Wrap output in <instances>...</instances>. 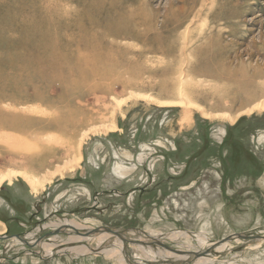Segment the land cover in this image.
<instances>
[{"label": "rangeland", "instance_id": "1", "mask_svg": "<svg viewBox=\"0 0 264 264\" xmlns=\"http://www.w3.org/2000/svg\"><path fill=\"white\" fill-rule=\"evenodd\" d=\"M120 15L136 21L143 39L108 33L122 28ZM143 19L148 23L138 25ZM219 47L224 54L218 55ZM111 49L118 54L104 67L119 66L122 79L139 86L113 85L105 68L94 77L77 63ZM219 59L226 64L217 66ZM259 70L264 72V0H0V106L47 124L79 122L81 117L59 116L77 106L87 107L83 118L95 117L76 136L56 127L13 132L25 133L21 137L31 145L41 138L82 139V159L40 193L20 175L1 184L0 223L10 238L0 239V264H197L196 256L170 254L154 238L201 252L235 233L264 235V110L248 112L258 102H249V95L264 85V76L255 75ZM81 74L98 85H83ZM178 79L192 84V96L158 104L180 101L162 90L172 91ZM219 103L225 107H213ZM7 132L0 130V141ZM120 164L122 175L116 172ZM15 168L0 167V173ZM65 219L82 225L78 233L49 225ZM99 227L123 231L125 240L108 233L70 240ZM228 242L204 255L212 260L205 264H264V239ZM82 246L89 251L73 249Z\"/></svg>", "mask_w": 264, "mask_h": 264}, {"label": "bare ground", "instance_id": "2", "mask_svg": "<svg viewBox=\"0 0 264 264\" xmlns=\"http://www.w3.org/2000/svg\"><path fill=\"white\" fill-rule=\"evenodd\" d=\"M130 13L131 14H130L129 18L132 20V18L133 19L135 18L134 17L135 16V12H133V10H130ZM121 17H123V18H121ZM124 17H125V15L124 16L123 15H120L119 20L118 19H116V20L119 21L120 23H123V24L127 23L128 25L127 24L126 25H123L122 24L124 26L123 27L118 22L122 28L116 29V30L113 31L111 29L112 28L114 29V27H112V28L110 27L111 29L109 31L107 30L108 33H110L112 36H114V37L116 36L118 38L119 37H122V38L129 37V38H134V39H143V36L139 35V33L137 31L138 29H137L136 21H132V23H128L129 22L128 18L127 17L124 18ZM116 20H115V22H117ZM137 23H138V25H146L148 23V21H147V19H143V20H140ZM144 40H145V38H144ZM211 47H212V45H211ZM159 48L162 49L161 47H159ZM217 52H218V55L219 54H224L225 48L224 47H219ZM117 54L118 53L114 52L113 49H111L110 51L104 52V53H99V54H96V53L93 52L90 55H87V56L85 55L83 57L82 56L79 57L78 60H77V63L80 64V65H83L82 67H84L86 69L89 68L91 70V72H92V76H94V77H96L95 75H98V76L100 75L101 76V72L103 71V68H105L106 74H107L106 79H109L113 83V85L115 83H118L120 81V82L124 83L125 86H131V87L134 86V85L139 86L140 84L137 83V82H134V81H131V80L124 81L122 79V76H120L118 74L117 69L120 68L119 66H115V65L109 66L108 65L109 67H107V69H106V67H104V65L108 61H111V60L113 61L116 58V55ZM215 64L217 66H223V65L226 64V62L224 60H222V59H219V60H217V62ZM242 65H244V64H242ZM247 66H246V68H247ZM222 69H224V68H222ZM242 70H241V72H242ZM243 72H245V71H243ZM255 75L257 76V79H259L261 76H264V72L261 71V70H259V72H256ZM246 77H242V79H244V81L249 80V78L246 79ZM81 79H82L81 83L83 85H88V86L90 84H93L94 86L98 85V83H96L97 81L95 80V78H94V81H93V80H90V78L88 76H84L83 74H81ZM187 81H188L187 79L186 80L178 79L177 82H176V84H174L173 89H171L172 91H169L168 89H166V87L162 88L163 92H166L167 94L169 92H172V93H174V95H177L179 97L180 101H178V100H176V101H157L156 99H154V100L157 101L158 104H160V105H169V104L173 105V104L182 103L183 102V99L182 98L184 96L188 97V96H190L193 93L192 84L187 83ZM253 81H254V79H253ZM253 81H252V83H254ZM255 82H257V81H255ZM231 84H232V82H231ZM120 85H122V84H120ZM254 85L256 86L257 84H254ZM242 86H244V85H242ZM235 87H236V84H235ZM258 87H259V90L257 89L256 92H255V89H254L255 94H253L251 96L249 95V97H250L249 98V102L257 101V100H258V102L256 104L252 105V107L248 110V112L264 110V85H263V83L260 84ZM123 88L125 89V87H123ZM226 88H227V86H226ZM230 88H232V87H230ZM252 88H254V87H252ZM252 88H251V90H252ZM247 89H250V88H247ZM229 91H231V90H229ZM122 92H124V91L121 90V93ZM199 94H198V96H199ZM235 94H236V92H235ZM249 94H251V93H249ZM200 95H201V99L202 100H206L205 98L207 96H203V94H200ZM167 96L169 97V95H167ZM245 96L247 98V96H248L247 93H246ZM233 97H235V95ZM233 97H231V98H233ZM236 97H237V95H236ZM190 98H193V97H190ZM188 100L191 101V99H189V98H188ZM235 100L236 99H234V102H236ZM222 101H223V99H222ZM10 103H12V101ZM15 103L16 104H21V101L16 100ZM244 103H245V101H244ZM246 103H248V102L246 101ZM88 104H90V103H88ZM3 105H5V104H3ZM6 105H7L6 107L8 108L9 107V104H6ZM13 105L15 107V104H13ZM224 105L225 104H223V106ZM193 106H195L202 113V115H204L206 117H211L212 116V114H210L207 111V109L204 108V106H200L198 104H195ZM220 106L223 107L222 105H220V103L219 104H215V106H213V107H220ZM4 107L5 106H0V130H6V132L8 130H11L12 132L11 133H8L7 132L5 134V136H4L5 139H3L2 141H0V167L8 166L9 165V166H16V168L13 169V170H11V171H9V172L4 173V174L0 173V174H2L0 176V186H1V184L6 179L11 178V177H13L15 175H18V176L20 175V176H22L24 178L25 182L27 183L28 187L30 188V190L32 192H34V193H40L41 190L44 188V186L48 182L52 181L53 178H55L56 176H65L68 172H70L71 170H73L80 163V161L82 159V152H81V145H82V142H83L82 139H80V141H78V140L77 141H73L74 138L71 140L68 137L66 139L65 138H61L60 139V137H59V139L58 138L53 139L51 137L50 139H44V140H42V138L40 137L41 140L39 139L40 141L38 140L39 141L38 143H36L35 145H31V144H29L30 141L27 142V140H25V138H24L26 136L25 133L23 135L17 136L16 135L17 133H13V132H18L19 133L21 131H24L25 129L33 128V127H36V126H38L39 128L56 127L58 130H61V131L65 132V133H69V134L71 133L72 136H76L77 135L76 133H78L80 130H83L86 125H91L95 121V117H93V114L91 116H89L88 118H86V119L81 116L82 113H86L87 112V110H88L87 107L77 106L74 109H65L63 112H60L61 114H59L58 112H56L57 114H59V116H63L67 120H70L71 119L73 121H76L78 117H81L80 120H79V122H77V123L72 122V124H64L60 120L54 121L51 124L50 123L47 124V123H43L41 121H38V120H35V119H31V118L25 116V114H23L22 111H19V109L17 108V106L15 108L18 109V110H14V111H8V110H6L7 108L5 109ZM28 108H30V107H28ZM28 108H26V110ZM102 108H104V107H102ZM53 109H55V108H53ZM35 111H37V110L34 109V108L31 109V112H35ZM226 117H227V115H226ZM100 118L101 119L102 118L104 119V115H101ZM230 119H231V121L234 122V119L233 118H230ZM100 123H101V121H100ZM104 127L105 128H103V129H104V131H106L107 129H109L110 126L108 125V126H104ZM111 128L114 130L115 129V125L112 124L111 127H110V129ZM100 129H102V128L101 127L98 128V129L96 128V130H99V131H100ZM46 132H49V131L47 130ZM37 134H39V133H37ZM85 135H87V134H85ZM21 136H24V137H21ZM37 136L38 135H36V137ZM26 137H28V136H26ZM56 137H58L57 134H56ZM83 137L85 138V136H83ZM123 170L124 169H123V166L121 164L116 166V172H118L119 174L122 175L123 172H124ZM49 225H52V226H55V227H60V228H57L59 230H63V228H67L69 230L75 231L76 233H78L77 232L78 231L77 229H79L82 226L80 223L76 222L75 220H69V219H65L64 221H59V222H52ZM6 230H7L6 226L4 224L0 223V236L1 235H4V233L6 232ZM80 234L81 235L78 234L74 238H70V240L71 241L72 240L73 241L74 240L76 241V240H79V239H82V238H88L89 237V236L83 235L84 233H80ZM98 234H100V233H98ZM101 234H106V233H101ZM180 234L182 236H186L187 235L185 232H181ZM177 236H178V234L176 233V234H173L172 237L173 238H177ZM18 239L21 242H23L22 240H25L23 238H22V240L20 238H18ZM104 239H105V237L104 238L102 237L100 239V241H103ZM237 240H239V239H237ZM25 241H26V243H28L29 246H32L33 245V244L29 243L27 240H25ZM228 241L224 242L223 244H220V246H218L217 249L218 250H221V249L225 248V246L229 243ZM199 243H200V245L207 244V239L205 238V236L202 235V236L199 237ZM46 246H47V252H48V254L51 255L53 253L52 252V247L49 246L48 244L45 245V247ZM82 247H84V248H82ZM82 247H73V249L76 250V252H78V253H86V252L89 251L88 248H85V246H82ZM147 252L148 251H146V253ZM183 252H185V251H183ZM168 253L173 254V255H176L178 257H180V256L181 257H187L188 256L185 253L178 254V253L170 252V251H168ZM159 256H161L160 253H159ZM138 257H139V259L141 261L142 258H140V256H138ZM153 258H155V256H151V259H153ZM196 258H199V260L196 261L197 264L212 263V260L209 259V258L208 259L205 258V257H196Z\"/></svg>", "mask_w": 264, "mask_h": 264}, {"label": "water", "instance_id": "3", "mask_svg": "<svg viewBox=\"0 0 264 264\" xmlns=\"http://www.w3.org/2000/svg\"><path fill=\"white\" fill-rule=\"evenodd\" d=\"M56 232H59V230H57ZM82 233V232H80ZM98 233H109V234H112V235H115V236H118L120 237L122 240H125L124 236H123V231H118V230H114L112 228H109V227H99V228H95V229H92L88 232H84L83 235L85 236H91V235H94V234H98ZM17 238H20L22 240V238L20 236H16ZM10 237L8 235H1L0 236V239H9ZM233 238H236V239H239V238H243V239H246V240H250V239H253V238H258V239H264V235H260V236H255L253 234H245V233H236V234H232L228 237H225L219 241H216L214 242L211 246H209L206 250H203L201 252H198V251H181V250H177V249H174L168 245H166L164 242H162L161 240L159 239H155L153 240L152 243H155L159 246H162L164 247L166 250L170 251V252H175V253H185L186 255H194L196 257H204V255H208L210 252L212 251H215L217 249L218 246H220V244H223L224 242L228 241V240H231ZM25 244H28L26 243L25 240H22ZM133 264V263H131ZM149 264H160L159 262H149Z\"/></svg>", "mask_w": 264, "mask_h": 264}, {"label": "crops", "instance_id": "4", "mask_svg": "<svg viewBox=\"0 0 264 264\" xmlns=\"http://www.w3.org/2000/svg\"><path fill=\"white\" fill-rule=\"evenodd\" d=\"M264 183V182H263ZM7 228V227H6Z\"/></svg>", "mask_w": 264, "mask_h": 264}]
</instances>
